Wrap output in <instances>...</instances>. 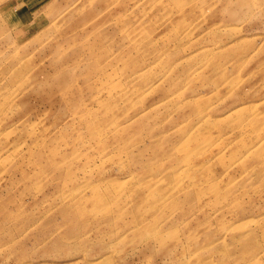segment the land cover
Returning a JSON list of instances; mask_svg holds the SVG:
<instances>
[{"label": "rangeland", "instance_id": "374dc122", "mask_svg": "<svg viewBox=\"0 0 264 264\" xmlns=\"http://www.w3.org/2000/svg\"><path fill=\"white\" fill-rule=\"evenodd\" d=\"M0 264H264V0H0Z\"/></svg>", "mask_w": 264, "mask_h": 264}]
</instances>
